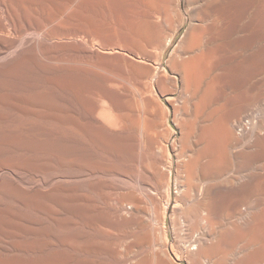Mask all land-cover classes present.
Listing matches in <instances>:
<instances>
[{"label":"bare ground","instance_id":"6f19581e","mask_svg":"<svg viewBox=\"0 0 264 264\" xmlns=\"http://www.w3.org/2000/svg\"><path fill=\"white\" fill-rule=\"evenodd\" d=\"M87 4L0 0V264H264V0Z\"/></svg>","mask_w":264,"mask_h":264},{"label":"rangeland","instance_id":"374dc122","mask_svg":"<svg viewBox=\"0 0 264 264\" xmlns=\"http://www.w3.org/2000/svg\"><path fill=\"white\" fill-rule=\"evenodd\" d=\"M88 1V0H87ZM88 6H87V11H86V22L84 23L83 22V25L85 26V28H86V31H85V33L83 34V38L84 39H89V38H91L90 37V34H89V30L91 29V26H93V24H95V23H97L98 21L99 22H102L101 21V18H100V16H98L97 14L99 13V8H98V10L97 11H93V8L95 7V5H92V4H87ZM130 6V5H129ZM129 6H127V7H129ZM106 13V12H105ZM109 14V13H108ZM106 16V15H105ZM111 21H112V18H109L108 20H103V22L104 23H111ZM90 28V29H89ZM184 29L185 28H182L181 30H180V32H179V34L177 35V39L180 37V35L182 34V32L184 31ZM93 38V37H92ZM91 38V39H92ZM167 100H169L168 99V97H165L164 99H163V101L164 102H166ZM166 104L169 106V107H171V104H168V101L166 102ZM81 114V115H80ZM83 114V111H80V113H79V115H78V119L81 121V123L83 122V120H84V122H85V118H84V115H82ZM83 116V117H82ZM171 121L173 122V118L171 119ZM83 122V123H84ZM179 132V131H178ZM174 192H175V190H174ZM129 207V206H128ZM169 225L171 226V218H170V215H169ZM171 237L172 238H174V234L173 233H171Z\"/></svg>","mask_w":264,"mask_h":264},{"label":"crops","instance_id":"0c3cea01","mask_svg":"<svg viewBox=\"0 0 264 264\" xmlns=\"http://www.w3.org/2000/svg\"><path fill=\"white\" fill-rule=\"evenodd\" d=\"M81 11L83 12V22H86L87 0H80Z\"/></svg>","mask_w":264,"mask_h":264}]
</instances>
